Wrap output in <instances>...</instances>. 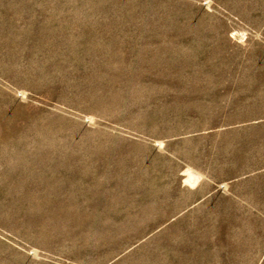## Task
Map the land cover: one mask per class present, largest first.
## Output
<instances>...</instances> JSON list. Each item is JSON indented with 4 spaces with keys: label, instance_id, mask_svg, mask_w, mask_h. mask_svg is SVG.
<instances>
[{
    "label": "rangeland",
    "instance_id": "1",
    "mask_svg": "<svg viewBox=\"0 0 264 264\" xmlns=\"http://www.w3.org/2000/svg\"><path fill=\"white\" fill-rule=\"evenodd\" d=\"M0 264H264V0H0Z\"/></svg>",
    "mask_w": 264,
    "mask_h": 264
}]
</instances>
